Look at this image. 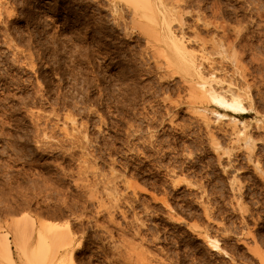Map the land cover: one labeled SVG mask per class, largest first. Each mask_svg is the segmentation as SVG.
<instances>
[{
	"label": "rangeland",
	"instance_id": "obj_1",
	"mask_svg": "<svg viewBox=\"0 0 264 264\" xmlns=\"http://www.w3.org/2000/svg\"><path fill=\"white\" fill-rule=\"evenodd\" d=\"M161 1L237 121L193 106L144 7L0 0V264H264V0Z\"/></svg>",
	"mask_w": 264,
	"mask_h": 264
},
{
	"label": "bare ground",
	"instance_id": "obj_2",
	"mask_svg": "<svg viewBox=\"0 0 264 264\" xmlns=\"http://www.w3.org/2000/svg\"><path fill=\"white\" fill-rule=\"evenodd\" d=\"M174 1L177 2V0ZM129 2H132L134 4V7L136 6L135 12L137 14L141 13L139 8L144 7L143 9L145 11L143 15L152 19L153 24L144 25L145 27H147L146 29L147 33L150 35V39L149 38L148 39L153 41V43L157 46V51H159L161 55H163L166 58V63L169 69L173 70L174 73H179L184 79V81L189 83V85H191L192 88V89L190 88L192 90L191 101L193 106H196L198 103H200L201 105L203 104L206 105L210 102H214L216 103L217 106L214 112H216L221 116H227V115L233 116V119L237 121L238 120L237 113L240 110L242 111L247 110V107L244 104V102H246L244 101L245 94L234 90L230 85L225 86L226 88L225 87L218 88L215 85L220 84L222 82L221 79H217L215 75H208V74L206 75L204 70L200 69L199 59L208 58L207 55H209V53L206 55L204 51L206 49L205 45L203 46L202 49H200L201 50L200 53L190 50V47L188 46L187 43V39H185L184 35L176 33L175 30L172 29L171 16L174 15V13L170 8L169 9L171 11L168 10L166 7H164L165 5L163 4L164 3L163 1L128 0L127 3ZM158 12H161L160 16ZM143 15L141 14L140 16L144 17ZM140 21H142V18H140ZM215 46L217 45H214V49ZM243 131H240V133L241 132L243 133ZM247 139L248 138L246 137V140ZM175 182L178 183L180 181L177 180ZM129 184L128 186H131ZM205 236H208L207 239L208 243L212 246L213 250L219 251L220 249H223L220 244V240L218 238L210 236V234L208 235L205 234ZM43 238H45L44 235L42 236V239ZM0 248H1V252L5 255V257L10 261H13L14 259L13 250L7 238L1 237ZM47 253H48L47 251L44 250L41 251V254L47 255ZM53 256L55 257V255ZM71 259H72V264H77L74 256H72Z\"/></svg>",
	"mask_w": 264,
	"mask_h": 264
}]
</instances>
